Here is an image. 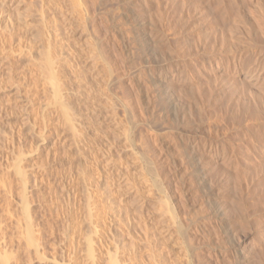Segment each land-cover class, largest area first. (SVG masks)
<instances>
[{"label": "rangeland", "instance_id": "374dc122", "mask_svg": "<svg viewBox=\"0 0 264 264\" xmlns=\"http://www.w3.org/2000/svg\"><path fill=\"white\" fill-rule=\"evenodd\" d=\"M0 250L264 264V0H0Z\"/></svg>", "mask_w": 264, "mask_h": 264}, {"label": "bare ground", "instance_id": "6f19581e", "mask_svg": "<svg viewBox=\"0 0 264 264\" xmlns=\"http://www.w3.org/2000/svg\"><path fill=\"white\" fill-rule=\"evenodd\" d=\"M48 59H49V58H48ZM50 60L53 61L52 58H51ZM47 61H48V60H47ZM48 63H50V62L48 61ZM53 63H55V62H52V64H53ZM47 65H49V64H47ZM49 67H50V66H49ZM52 68H53V66H52ZM48 69H49V68H48ZM50 69H51V68H50ZM53 69H54V68H53ZM51 70H52V69H51ZM50 72H51V76H52V71H50ZM54 72H55V70H54ZM54 74H55V73H54ZM54 74H53V76H54ZM55 75H56V74H55ZM244 75H245L244 77H245V78L247 77V79H248L249 81H251L252 83H254V84H257V83H258V78L255 77V75H252V74L250 75V74H247V73H244ZM54 77H55V76H54ZM51 78L54 79L53 77H51ZM55 78H56V77H55ZM52 79H51V81H52ZM56 79H57V78H56ZM56 82H58V81H56ZM56 82H55V84H57ZM159 83H160V82H159ZM53 84H54V81H53ZM57 85H58V84H57ZM57 85L55 86V88L57 87ZM260 86H261V85H260ZM53 87H54V85H53ZM261 87H262V86H261ZM55 88H54V89H55ZM257 88H258V87H257ZM56 89H57V88H56ZM58 89H60L59 86H58ZM54 91H55V90H54ZM55 92H57V90H56ZM55 92H54V93H55ZM59 93H60V92H59ZM56 94H58V93H56ZM57 96H58V95H57ZM59 96H60V95H59ZM55 97H56V96H55ZM60 100H61V99H60ZM63 104H64V103L62 102V105H63ZM66 109H67V108H66ZM66 109H64L63 111L68 113V111H67ZM67 113H65L66 117H68ZM69 116H70V115H69ZM69 118H70V117H69ZM69 118H66L67 121H68ZM70 120H71V119H70ZM196 161H197V160H196ZM192 163H193V162H192ZM197 163H198V162H197ZM193 164H194V163H193ZM196 165H197V164H196ZM192 166H193V165H192ZM195 167H199V166H195ZM200 168H201V167H200ZM18 170H19V169H18ZM20 170H21V169H20ZM20 170H19V171H20ZM199 170H200V169H199ZM202 170H203V169H202ZM197 171H198V170H197ZM21 172H23V174H24V171H23V170H22ZM17 173H18V172H17ZM197 173L199 174V171H198ZM197 173H196V174H197ZM201 173H202V172H201ZM23 174L21 173V175H23ZM19 175H20V172H19ZM21 177L23 178L24 176H21ZM196 177H197V176H196ZM197 178H198V177H197ZM198 182H199V181H198ZM21 183H22V182H21ZM23 186H25V184L22 183V188H23ZM204 191H205V190H204ZM23 192H25V190L22 191V195L24 196ZM24 198H25V197H22V200H23ZM23 201H24V200H23ZM25 201H26V199H25ZM27 204H29V203H25V205H27ZM28 206H29V205H28ZM28 206H25V209H24V211H25V215H26V213H29V212L26 211V209H27ZM28 211H29V209H28ZM25 218H26V216H25ZM26 219H27V218H26ZM28 219H29V222H30V216H29V215H28ZM24 220H25V219H24ZM24 220H23V221H24ZM27 222H28V220H27ZM26 224H28V223H26ZM34 224H35V223H34ZM29 225H30V224H29ZM32 225H33V223H32ZM28 227H29V226H28ZM28 227L26 226V228H28ZM25 230H26V229H25ZM25 230H24V232H25L26 235L29 237V244L31 243V245H32V244H33V239H32L33 236L31 235L32 232H29V231H30V228H29V230H28V229L26 230L27 232H26ZM26 235H24V236H26ZM27 236H26V237H27ZM31 236H32V237H31ZM28 237H27V238H28ZM37 237H38V236H37ZM25 239H26V238H25ZM38 240H39V239H38ZM37 245H38V244H37ZM89 245H91V244H89ZM89 247H90V246H89ZM89 249H90V248H89ZM89 249H88V250H89ZM91 249H92V248H91ZM91 249H90V250H91ZM90 250H89V251H90ZM92 251H94V250H92ZM0 252H1V250H0ZM5 252H6V251H5ZM90 253H91V251H90ZM90 253H89V254H90ZM5 254H6V253H5ZM7 255H8V254H7ZM90 255L92 256L93 254L91 253ZM113 255H114V254H113ZM8 256H9V255H8ZM112 257L114 258V256H111V257H109V258L111 259ZM0 258H1V263H2V264H8V262H9V261H8L9 258H8L6 255H3V256H2V254H0ZM115 259H117V258L115 257ZM115 259H111V261H110L111 264H116V261H117V260H115ZM1 263H0V264H1ZM117 264H118V263H117Z\"/></svg>", "mask_w": 264, "mask_h": 264}]
</instances>
